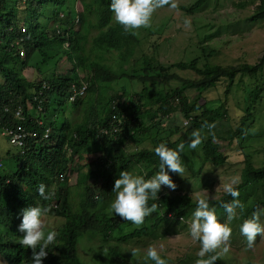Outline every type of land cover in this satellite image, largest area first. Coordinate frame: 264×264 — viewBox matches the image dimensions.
<instances>
[{"label":"trees","instance_id":"obj_1","mask_svg":"<svg viewBox=\"0 0 264 264\" xmlns=\"http://www.w3.org/2000/svg\"><path fill=\"white\" fill-rule=\"evenodd\" d=\"M73 1L75 0H0V43L3 45L0 49V75L2 78L0 80V133L3 128L16 122L14 112L18 107H22L25 116L28 115L27 117L31 118L28 101H33L34 95L41 87V82L27 78L26 68L32 66L30 62L33 60V57H31L33 51L41 53L42 58L38 61L43 60L44 62L46 60L44 47L61 49L64 42L68 40L70 46L64 54H68L70 58L75 59L76 64L83 66L91 73V81H94L93 85L99 81L111 83L123 79L132 86L139 83L142 87L140 90H135L132 98H130L127 107L132 112L129 113L123 132L117 141L111 139L96 140L98 129L101 126H108L110 123L109 114L106 113L105 116L98 119L97 126L87 121V124H75L71 130L72 133L69 131L61 132L55 151L49 152L40 149L36 151L33 149L28 160L23 161L21 166L19 165L20 155L16 156L17 154H13L8 148L4 154V150L0 145V161H3L4 155L12 157L9 165V168L12 167V172H7V174L4 172V167H0V251L8 262L11 264H23V262L31 264L32 249L19 243L20 238L23 236V233L18 230L22 209L28 206H41L48 209L53 207L52 203L57 197V183L52 182L51 179L56 177L57 173L68 170L71 160L67 151L68 145H76L75 153L82 149L85 151L92 150V146L96 149H104L105 152L102 158L105 157L107 161L112 160V169L110 174L102 176L103 181H98L93 185L89 180L93 175L99 177L100 171L93 169L82 171L84 166H79L80 172L76 185L78 189H81V192L78 201L72 198L70 188L59 189V193H62L63 197L62 205L60 209H55V215L62 217L63 223L60 232H56L55 244L50 245L48 255L43 258V264H87L86 260L83 261L78 253L79 240L85 239L87 234H90L89 238L99 232L107 234L127 222L115 214L110 216L108 213V207H110L114 197L112 192L114 181L118 178L119 172H131L134 166L142 165L147 170L146 175L152 176L158 171L159 167V158L155 155L154 148L159 143H165L168 147L175 149L178 144L183 143L181 137L176 136L178 129L181 128L180 126L177 129L171 127L160 128L157 126L159 120L173 117L175 111H177V105L180 106L185 118H191L193 127L200 130V132L207 128L204 126L206 123L222 124L226 118L231 119L230 106L227 103L238 74H248L251 77L259 78L260 82L250 95L245 114L240 118L238 117V123L233 126L234 124L228 122L226 124L228 128L225 130L219 129L220 132L215 126L212 129L215 138L207 134L205 142H202L201 154L204 158V164L209 163L214 168L223 166L228 161V154L222 151V143L233 144L237 142L245 158L240 180L234 186L240 194L247 191L248 188L255 186L259 188L258 195L252 198L242 213L249 219L254 211L263 208L264 153L261 163L257 164L255 154L260 152L254 149L261 142L251 137L249 129L253 126L255 120L254 106L263 97L264 53L254 64L243 62L223 66L212 63L208 57L209 54L205 51L206 46L199 45L200 53L192 60H180L170 65H164L156 56L147 55L146 51L143 55L144 59L141 61L140 59L133 60V52L141 44V36L135 31L134 33L133 31H125L123 26L117 22L112 23L111 0H79L83 6L82 12H79V20H84L85 15L88 14L90 16L95 15L97 26L101 30L95 38L94 47L87 49L85 42L87 40V28H93L92 21H89L86 30H83L84 25L82 24L81 29L79 27L76 31L75 26L73 30H70L68 16L62 18L60 15L64 6L69 5L74 9ZM208 1L195 0L189 6L181 5L178 8L193 13ZM251 1L256 2L257 5L250 18L264 20V0ZM57 26H61L68 34L66 36L60 34L56 30ZM24 27H26V31H23ZM82 31L84 32L82 33ZM151 31L154 30L151 29ZM146 36L151 37L149 34ZM21 38L23 39L21 40ZM23 48L26 53L24 58L20 54ZM116 49L120 50V59L124 62L121 67L122 72L113 70L108 64L101 62L99 57L91 59L89 56V53L93 51L104 50L109 53ZM204 57L205 61L200 64ZM17 60L21 61L24 68L22 73L17 72L15 69L16 63L14 62ZM131 61H133L132 65L129 69H126V64ZM179 69L190 70L198 77H182L176 72ZM37 70L41 72L39 68ZM175 81L177 82L176 85L166 87V84L170 85ZM50 82L54 86L51 91L55 90L61 95L65 91L67 92L69 86L67 79L56 76ZM221 82L224 84L223 87H226L224 91V98L226 99H222L220 95L215 101L216 107L210 106L214 103V100H207V104L203 106V112L200 113L199 108H195L194 104L190 102L186 90L194 88L202 96L204 92L218 87ZM124 88L126 87L122 86V89ZM124 92L127 93V90L124 89ZM102 97L98 93V98L101 99ZM110 97L111 100L118 99L122 101V96L117 92H110ZM34 103L37 105L36 102ZM28 124V127H34L38 131L41 130L36 122V125L32 122H28ZM65 129L66 127L61 130ZM153 129H155V132H153ZM124 132L129 134L125 135ZM166 132L169 135L162 137L163 133ZM73 134L77 135L76 139L72 137ZM134 135L143 136V139L149 145L140 146L128 152L130 154H126L127 142L128 140L130 142ZM150 144L152 145L150 146ZM183 144L186 148L188 143L184 142ZM102 160L100 164L102 170L105 171L106 163L104 159ZM29 161L36 162L31 163ZM40 183L46 185V193L51 192L50 199L44 200L37 193L36 189ZM197 198L198 196L192 192L173 194L160 191L155 201H149V204L156 203L157 209L145 217L144 221L147 222V226H136L131 232L120 234V237L118 236L119 243L108 248L107 255L102 251L99 252L100 264H144V261H139V257H132L129 249L125 251L121 248L122 243L153 235L154 229L159 226L160 222L171 216L185 219L188 216V210L195 209ZM208 198L210 207L214 206L223 214L226 213L222 207L223 202H231L232 199L225 192L220 196ZM196 260L185 259L184 262L185 264H195ZM247 262L248 264H254L251 259ZM215 264H226V261L219 255Z\"/></svg>","mask_w":264,"mask_h":264},{"label":"rangeland","instance_id":"obj_2","mask_svg":"<svg viewBox=\"0 0 264 264\" xmlns=\"http://www.w3.org/2000/svg\"><path fill=\"white\" fill-rule=\"evenodd\" d=\"M195 0H176L177 7L170 8L167 5L158 8L154 11L152 15L151 25L148 28L140 27L135 32L139 33L141 36V44L133 52V60L144 59L143 55L146 51L147 55L156 56L159 61L164 65H170L172 63L178 62L180 60H192L200 53L199 45L206 46L205 51L209 54V59L212 63L221 64L223 66L240 64L243 62H248L254 64L257 62L262 54L264 53V20H254L251 19V15L254 12V8L257 5L256 2L251 0H209L203 7L192 12H186L185 10L178 8V6H189ZM73 5L76 6L78 12H82V3L77 0L73 1ZM79 16V15H78ZM92 21L93 28H87L89 21ZM187 21V22H186ZM112 23H116L113 20ZM77 28L81 24L83 30L87 28V49L94 47L95 38L100 34V28L97 26V17L95 15H85L84 20L81 19L78 23L75 22ZM163 26V27H162ZM153 29L154 31H151ZM73 30V28H72ZM84 31H82L83 33ZM149 34L151 37H147ZM145 36V37H143ZM58 44V42H57ZM61 46V44H59ZM3 45L0 43V49ZM62 49V48H61ZM55 49V48H45L46 60L38 61L42 58L41 53L38 51H33V60L30 59V65L26 68L27 78L35 79L41 82L46 80L50 82L55 76H62L66 79L73 78L77 79L82 77L87 79L89 74L82 67H77L75 65V60H71L70 57L66 56L65 49ZM113 52L104 53V61L110 64L111 67L122 72L123 63L121 58L120 50H112ZM101 52L93 51L90 53L91 59H94L95 55H100ZM26 56V55H25ZM24 56V57H25ZM23 57V58H24ZM97 57V56H96ZM77 61V60H76ZM205 61V57L202 59L201 63ZM36 64H35V63ZM38 62L39 65H38ZM15 64V69L17 72L22 73L24 69L20 60H17ZM133 61L126 64L125 68L129 69ZM41 72H39L37 69ZM182 77L194 78L198 77L197 74L190 70H177L176 71ZM45 73V75H44ZM0 80H2L0 75ZM88 80V79H87ZM263 80V79H262ZM260 79L249 76L248 74H238L235 83L233 84L231 91L232 94L228 97V105L230 106L229 114L230 118H226L222 124L216 123V129L225 130L227 129L228 122L233 126L238 123L239 118L245 114L248 100L253 90L259 84ZM176 81L172 84H166V87H172L176 85ZM226 83V82H225ZM149 84V83H148ZM223 83H219V86L206 91L203 95L199 93L194 88H189L186 90V94L190 99V102L194 104L195 108H199V112H203L204 104L208 101L214 100V103L210 104L212 107H216L215 101L221 95L224 98V91L226 87H223ZM122 86L126 87L127 90L125 96L129 99L135 90H140L142 85L135 83L134 86L126 83L123 79L115 81L112 85L107 87L110 92L124 91ZM152 86V84H150ZM93 90H91L90 95H92ZM105 96V92L103 90ZM263 97L255 104L253 112L255 113V120L253 126L249 129L251 137L261 142L260 145L256 146L254 150H259V154H255L256 163L260 164L264 153V90L262 91ZM85 103H80L78 108L71 103L67 98L64 99L61 107L67 109V114H70L66 118L73 122L81 121L87 115V109L91 105L88 103V98H86ZM95 102H98L96 97H94ZM219 104V102H218ZM76 108V109H74ZM36 115L37 112L35 108L31 109ZM177 111H175L173 117L164 118L157 125L160 128H178L181 127V123L184 121L185 115L181 111L180 106L177 105ZM194 116V114H192ZM95 117V116H94ZM239 117V118H238ZM189 119V118H188ZM63 119L56 118L55 120L50 119L49 122L57 123L61 125L59 121ZM158 120V119H157ZM176 136L181 137V141L189 142L191 138V133L197 130L193 127L192 121L187 127H182L178 129ZM208 129L206 128L201 132L205 137L203 143L206 140ZM155 132V129H153ZM220 132V131H219ZM169 135L168 132L163 133L162 137ZM175 136V135H174ZM173 136V137H174ZM0 145L6 153L7 148L12 152L17 151L16 147L10 145L6 139L0 135ZM148 142H145L143 136L134 135L128 146L129 152L140 146H147ZM152 144H150L151 146ZM202 143L198 146L197 150L189 149L186 147L183 153V159L181 160L184 166L183 176L170 173V176L177 184L175 190H168L162 186L169 193H180V192H192L196 196L204 197H217L224 193L223 185L226 183H237L240 180L241 170L244 166L245 155L237 142L233 144L222 143V151L228 154V161L223 166H218L214 168L209 163L204 164V158L201 154ZM203 150V149H202ZM95 158V155H87V158H82L81 164L91 163ZM119 158L117 157V160ZM87 160V163H86ZM4 167L8 168L11 162V156L7 157L4 155ZM78 158L75 157L70 160L71 173H69L70 180L68 181L71 187V196L75 198L76 201L80 199L81 189L75 187L77 182V165ZM6 164V165H5ZM204 164V165H203ZM6 168V169H7ZM145 167L135 166L134 170L131 171L133 174H144L146 178L151 175H146ZM159 170V167L158 169ZM97 171L99 169L97 168ZM157 172V171H156ZM196 173V174H195ZM97 183V181H94ZM91 183V184H95ZM65 185L62 184V187ZM258 186L248 188L247 191H243L238 199L244 204V208L248 205L254 196L258 195ZM115 195L113 197V200ZM112 200V201H113ZM55 204L61 207L62 201L59 195L55 199ZM214 207V206H212ZM216 209V208H215ZM261 209H264L261 208ZM193 210H188V216L184 218H173V216L167 218L165 221H161L159 226L154 229V233L151 236L144 237L142 239H132L127 242L122 243V247L125 251L127 249L136 248L138 252L132 257H139V261L143 260V254L147 250L149 245L157 247L160 254L168 261V264H185V259L196 260L197 252L199 250V241H194L188 231V225L192 219ZM237 216L232 220L228 219L227 213L223 214L216 209L218 219L222 222L228 223L232 228V234L229 244V252L223 253L222 246L217 249L220 253L222 259L226 261V264H248V260L254 264H264V236L258 234L256 241L253 246L249 248L247 246L246 238L240 233V224L247 219L240 209H237ZM164 212V210H162ZM108 213L114 215V212L108 207ZM53 211L48 212L45 217V234L48 231L57 232L62 227L63 218L54 215ZM252 215H250L251 217ZM249 217V218H250ZM260 222L264 224V213L260 216ZM147 226V222L144 221L141 225H135L130 221L121 224L116 230H112L109 233L99 232L92 235L87 234L85 239L79 240L77 249L79 255L82 257L83 261L87 264H100L99 252H103V247H113L118 244V236L122 233L131 232L135 227ZM120 237V236H119ZM139 255V256H138ZM5 258L0 254V263H5Z\"/></svg>","mask_w":264,"mask_h":264},{"label":"clouds","instance_id":"obj_3","mask_svg":"<svg viewBox=\"0 0 264 264\" xmlns=\"http://www.w3.org/2000/svg\"><path fill=\"white\" fill-rule=\"evenodd\" d=\"M165 5L170 8L177 7L176 0H111L110 9L113 12L114 20L123 26L125 31H133L134 33V30L140 27L148 28L151 25L154 11ZM60 15L62 18L64 16H68L70 30L75 28V22L78 23L80 21V13L78 12L76 6H74V9L71 6L69 7V5L64 6ZM56 30L60 34H64V36L68 34V32L63 30L61 26H57ZM69 46L70 42L66 40L62 45V48L66 50ZM99 52H101V54L95 55L94 59L97 56L101 62L106 63L104 61V53H106V51L101 50ZM25 55L26 53L24 55L21 54L22 57ZM66 56H68V54H66ZM89 56L91 58L90 53ZM72 59L73 58H71V60ZM74 63L77 67H82L85 71H87L83 66L76 64V62ZM108 65L111 67L110 64ZM115 71L114 73L117 74ZM87 74H89L87 78L88 80H85L80 76L77 79H67L69 86L67 92L65 91L63 95L59 94L55 90L51 91L54 87L53 84L51 85V82L42 80L41 87L34 95L35 97L33 98V101H28L29 114L31 115V118H28V115L25 116L24 109L22 107H18L15 110L14 113L16 122L3 128L0 135L6 139L10 145L16 147L17 151H14L13 154H17L16 156L20 155V166L23 161L28 160L33 149L36 151L38 149L49 152L55 151L61 132H71L75 124H87V121L92 122L97 126L98 119L105 116L106 113L109 114L110 123L108 126H101L98 129L96 140H118L120 134L123 132V127L127 122L126 120L128 115L132 112V110H129L127 107L132 96L128 99L125 96L124 91H118L117 93L122 96V101L118 99L111 100L109 94L107 97V93H109L107 87L112 85L113 82L108 83L106 81H99L93 85L94 81H91V73L87 71ZM58 76L62 77L60 75ZM91 90H93L92 95H90ZM103 90L105 92V96L103 94ZM98 93L103 96L101 99L98 98ZM94 97H96L98 102H95ZM65 98L73 103L76 108H78L80 103H85L87 101L86 98H88V103L91 105L88 107L87 115L83 120L76 122L67 120L66 115L68 116L71 112L67 114V109L61 107ZM34 102H36L37 105H35ZM32 108H35L37 112L36 115L32 112ZM56 118L63 119L62 121H59L61 125H58L56 122H49L50 119L55 120ZM33 120L37 123V125H39V127H41L40 131L34 127H28V122L35 124ZM190 120L191 118L184 119L181 123V128L187 127L190 124ZM204 126L209 130L208 135L215 138V134L212 132L215 125L206 123ZM64 127H66V129L61 130ZM124 134L128 135L129 133L124 132ZM72 137L76 139L77 135L73 134ZM204 138L205 137L201 134L200 130H194L191 133V138L187 147L189 149L197 150ZM128 142L127 145L129 146L130 142ZM67 148L68 155L71 159L75 157L78 158L79 163L76 167L77 177L80 172L79 166L81 167V165L84 166L82 171H89L92 169L97 170V168L99 169L100 176L97 177L96 175H93L89 180L90 183H95V180L97 182L103 181L102 176L111 173L112 160L109 157L108 158L110 160L108 161L105 157L102 158L105 152L104 149H96L92 146V150L85 151L84 149H80L81 151L75 153L74 150L76 145H68ZM184 149L185 145L183 143L178 144L175 149L168 147L165 143H159L154 148V153L159 158V170L148 178H146L144 174H133L129 171H120L118 178L114 181L112 192L113 195H115V198L110 203V210L123 220L130 221L135 225L143 224L145 217L149 216L157 209V204H149V201H155L158 198V193H160V191L163 193H169L167 190L162 188V186L168 190L176 189L177 184L170 176V173H176L183 176L185 169L181 160L183 159ZM8 150L10 151L9 148ZM126 154L130 153L126 152ZM87 155H95V158L86 166L85 164H81L80 161L82 158H87ZM102 159H104L106 163V167L104 168L106 172L102 170L103 168L100 164L103 161ZM2 162L3 161H0V167H4V162ZM29 162L35 163L36 161ZM136 166L144 167L142 165ZM6 168L4 167V172H12V167ZM134 168L135 166L131 171H133ZM71 171L74 170H71L69 162L68 170L66 172L57 173V176L51 179L52 182L57 183V195L60 196L61 201L63 197L61 195L62 193H59V189L68 187L71 192V187L68 184V181L70 180L69 173H71ZM62 184L65 186L62 187ZM76 184L75 187L78 188ZM45 188L46 185L44 183H40L37 186L36 191L41 198L48 200L51 197V192L48 191L46 193ZM223 189L227 195L232 197L231 202H223L222 204L224 212L228 215V219L232 220L237 216V209L243 211L244 204L238 199L240 193L233 183L224 184ZM52 205L53 207L50 209L41 206H28L22 209V216L18 225V230L23 233V236L20 238L19 243L22 246L32 249L31 264H43V258L48 255L50 245H54L56 242L57 233L55 231H48L46 234L44 231L45 215L48 212L52 213L53 211L56 213L55 209H60L59 205L55 204V202H53ZM262 213H264V209H258L253 212L251 218L244 220L240 224V233L246 238L247 246L249 248L253 246L258 234L260 236H264V224L260 222V216ZM188 231L191 238L194 241H199L200 245L197 252L198 259L195 261V264H215L220 255V253L217 252V249L221 248V246L223 253L229 252L228 242L232 234V228L228 225V223L222 222L218 219L216 209L215 207H210L208 197L199 196L196 199V207L192 213V219L188 225ZM57 232H60V230ZM130 251L134 256L137 254L138 249L132 248ZM108 252V247H103V253L107 255ZM0 254L5 258V263L0 264H11L1 251ZM143 260L144 264H168V261L160 254L157 247L153 245H149L147 247V250L143 254ZM23 264L27 263L23 262Z\"/></svg>","mask_w":264,"mask_h":264},{"label":"built area","instance_id":"obj_4","mask_svg":"<svg viewBox=\"0 0 264 264\" xmlns=\"http://www.w3.org/2000/svg\"><path fill=\"white\" fill-rule=\"evenodd\" d=\"M23 31H26V27L23 28ZM22 39H23V38H21V40H22ZM21 54H22V55L25 54V50H24V49L21 50Z\"/></svg>","mask_w":264,"mask_h":264}]
</instances>
